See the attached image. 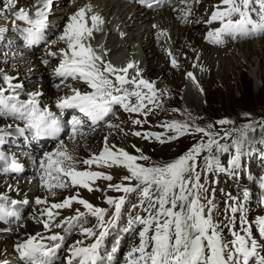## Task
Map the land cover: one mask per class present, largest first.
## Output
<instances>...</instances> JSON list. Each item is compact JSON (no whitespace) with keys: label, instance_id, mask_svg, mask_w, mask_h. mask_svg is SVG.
<instances>
[{"label":"snow or ice","instance_id":"6c2138e0","mask_svg":"<svg viewBox=\"0 0 264 264\" xmlns=\"http://www.w3.org/2000/svg\"><path fill=\"white\" fill-rule=\"evenodd\" d=\"M18 3L19 0H0V15L10 12L15 19L25 21L29 27L23 29V32L28 43L42 40L51 0H40L42 6H35L34 16L29 10L20 8ZM254 4L259 5V20L252 18V13L257 11ZM147 7L151 8L152 4L147 3ZM188 15L190 11L185 13V18ZM213 22H219L220 27L208 31L206 39L217 45L225 42L226 35L235 37L264 33V0H221L207 21L209 24ZM104 23L99 14L92 12L90 5L78 8L68 16L67 24L58 37V41L63 42L65 47L60 48L58 53H48L50 56H60L53 72L61 79V84L67 87L69 85L66 81L71 79L89 89L81 91L78 87H72V94L61 97L56 107L61 110L77 109L90 122L93 130L101 121L107 122L106 118L114 115V106L145 116L151 111L148 105L159 106L153 82L142 78L139 69H136L134 76L129 77V69L136 68L133 62L117 68L93 48L91 41L94 33L101 31ZM58 41L54 40L52 43ZM43 62L49 63L48 60ZM171 63L173 67L177 66L175 58H172ZM187 77L199 87L193 73L188 72ZM12 79L3 75L7 88L0 87V116L25 120L26 127L36 137L57 136L62 131L61 121L54 113L40 106L37 97L41 93H30L29 100L21 101L17 89L23 86L13 84ZM145 122L133 121L138 125ZM68 123L71 126L70 139H75L77 134H84L83 119L73 117ZM216 123L228 125L234 122L220 119ZM261 123L264 126V121ZM109 127L117 126L109 124ZM161 127L172 135L165 137L163 133L154 132H134L133 135L145 140L154 139L161 144L184 136H191L194 142L171 161L142 163L149 162L151 158L141 149L133 145L134 152L130 153L110 144L107 137L104 138L99 153L77 161L61 140L55 151L45 153L39 161L41 186L53 195V189L68 187L86 189L89 192L104 191L96 185L98 180L110 182L106 186L107 190L120 193L118 196L105 197L104 202L109 208L96 206L80 197L77 192L42 210V215L47 216L43 226L48 231H51L52 223L59 215V212H53L54 209L70 208L73 203H78L86 210L81 212L77 209L75 215L55 224L56 227L67 224L68 229L79 224L80 234L93 241L85 244L83 239L77 240L70 246L67 264H102L105 259L101 255L104 240L119 226L122 210L129 202V196L134 194L138 198L136 203L131 204L135 214L129 215L127 225L121 231L134 233L138 242L124 256L125 264H250V261L252 264H264V255L259 251L264 248V216L250 220L239 197L230 196L229 200L236 201L235 206L229 205L231 213L239 214V220L237 222V217L231 215L226 225L218 224L214 220L216 205L207 183L203 182L213 173H234L240 166L244 145L248 142V132L254 131L252 124L220 131L211 123L201 127L173 120ZM17 131L22 134L25 129L17 128ZM236 134L237 138L231 139L230 143L222 142ZM5 135L8 133L0 128V142H3ZM225 153L229 154L227 166L220 160V155ZM77 164L81 167H77ZM93 165L99 169L122 168L125 174L119 178L118 183H111L114 176L107 171L93 170ZM2 171L19 172L22 171V166L14 159ZM260 186L264 188V177L260 178ZM248 197L249 193L245 190L244 200ZM7 202V196H0V220L15 214ZM17 203L18 201H11L12 205ZM22 203L27 204L28 201ZM35 203L48 205V200L37 197ZM89 216L95 218L96 224L93 227H83L81 222L87 223ZM224 228L230 233V239L225 238ZM45 241L53 243L49 245ZM63 241L64 236L59 233L47 237L37 233L18 242L15 250L25 264H50V258ZM119 244L118 238L111 253L107 254L108 261L113 259ZM2 264H7V261Z\"/></svg>","mask_w":264,"mask_h":264},{"label":"rangeland","instance_id":"374dc122","mask_svg":"<svg viewBox=\"0 0 264 264\" xmlns=\"http://www.w3.org/2000/svg\"><path fill=\"white\" fill-rule=\"evenodd\" d=\"M69 1L70 0H65L64 5L66 7L69 5L71 6ZM84 1L86 2V0H84ZM211 1H213V0H211ZM215 1H217V0H215ZM95 2H96V0H93L91 2V6L93 3L95 4ZM196 3L197 2L195 1L194 6L196 5ZM30 5H31V3L29 2V0H25L22 7H30ZM194 6H191V7L186 6L187 7L186 10H183V9H180V10H182V13L190 11V14H191L192 10L194 9ZM78 7L80 8L81 6L79 4L72 5L71 6L72 9L70 10V12L71 11L72 12L69 13L67 15V17H65V18L62 17V15L59 13H56L57 15L54 13L55 15H53V17H51V18H54L53 20L56 19L58 21V22L57 21L55 22V27L53 26V28L55 29V31L57 33L63 32V29H64L65 25L67 24L68 16H70L72 13H74L76 11L75 9H78ZM96 7H97V5H96ZM95 9L98 10L97 8H95ZM147 10H149V9H147ZM150 12H153V11H150ZM163 12H166V11L164 10ZM176 12H177V9L171 13L175 14ZM166 13H168V11ZM171 13L169 12V14H171ZM160 16L164 17V13H162ZM174 16L176 18H184L185 19V17L180 13L175 14ZM167 19H169V17ZM183 20H182V23H184ZM201 20H203V17H199L198 21H201ZM162 22H164V21H162ZM167 22L168 21L164 22L165 26H166ZM51 25H53V24H51ZM141 25H142V22H138V25L134 26V31H132V32H134L135 35H137L139 33L137 28H139ZM50 28L52 30L51 26H50ZM143 30H144V28H142L140 30V32H142ZM202 30L200 32H202ZM172 32H173V30H172ZM200 32L199 33L196 32L199 39L202 38V36L200 35ZM112 34H113V36L110 35V37H112L113 43L116 44V43L120 42L119 44L122 45V49L123 48L127 49V51H125V52L121 51L122 49L119 50L120 52L119 51L118 52L113 51L112 55L115 53L116 54L111 58V63L113 64V60L115 58L121 59L119 64L117 66H115L117 68H120V67L126 66L129 62H133L136 65V68H134V69L135 70L139 69L141 74L143 75L142 77L145 78L146 64H144L143 67H140L142 59L141 58H140V60L138 59L139 58L138 57L139 51H140V53L142 51L141 47H140L141 40L136 41L135 38L130 37V40L128 38L126 41L124 38H122L123 40L119 41L117 39L118 38L117 37L118 36L117 31L113 32ZM171 35H172V33H171ZM169 37H171V36H169ZM144 39H146V36L144 37ZM50 40L53 41V38L46 40L43 43V44H45L43 46L48 47L50 45L49 44ZM56 40H58V39H56ZM171 40H172V37H171ZM258 41H261V43H262L261 45L264 46V39L248 41L246 43H249V42L254 43L255 45L254 44L253 45L255 47V46L259 45V44H257ZM57 43L60 45L64 44V43H61L60 41H58ZM241 43H244V42H241ZM241 43H238L236 45H241ZM198 46L199 45H197V47ZM235 46H231V47L224 49V50L213 48L217 51L224 52V54L226 55V58L229 61V65L226 68V75L216 72L217 68L212 72L211 69L208 68V66H205L206 72L204 73L205 75L203 77V83L202 84H200V81L197 79V76L195 73L196 69L198 67V56H197V51H195V48L191 49V52L194 54V61L191 65L190 69H186L185 66L182 64V61H184L187 58V54L181 55L182 61H179V57L174 56V58L176 59V61L178 63V67L172 68L170 66V68H172L173 70H175L177 72H179L180 70H184V75H182L179 79L181 82L180 84L182 86L181 90L177 91L175 89H172L171 86H169L167 83H164V86H159V88L157 86L155 89H156V94H157V98H158L157 103L159 106H157V104H153L151 106H148V108H150V109L152 108L151 109L152 111H149L146 116L143 114L125 112V113H122L121 115H119L118 117L114 118L115 119L114 121L109 122L112 125H115L116 122H119V124H122L125 126L124 127L125 129L121 130V134L127 139V141L121 142L122 148L129 149V147L133 148L132 146L135 145L136 148L141 149L145 155H148L151 158V160L149 162H142V163H152V162L163 163V162L171 161L172 159L176 158L177 156H179L180 154L185 152L191 146V144L194 142L191 136H184V137H181L177 140H173V141L161 144L154 139H151V140L142 139L141 137L133 135V133L135 131L139 130L141 133L154 132V133H163L165 135L167 133V136H170V135H172V133L168 132L167 129L161 127V125L165 124L167 122L173 121V120L180 121V122H187L189 124H194V125H199L201 127H205L206 124L208 122H210L212 119H214L216 121H218L220 119H229V120L235 122L236 126L230 128L231 124L219 125L220 129H217V130L221 131L225 128L226 129H229V128L230 129H233V128L238 129L245 124L251 123L253 128H254V131L250 130L248 132V142L244 145V149H243L244 155L246 153V150H251L252 146L255 143H257L256 140H258V137L263 135V132H264V126H262V123H261L262 121H264V53H263L264 49H260V52H262L260 54V58L257 61V63H255V65L252 66L251 63H247L246 61L244 63L238 62L239 57L236 56V52L234 49ZM25 47H27V46H25ZM173 47L174 46L170 47V42H169V48L172 49ZM208 47H210V46H208ZM108 49L109 48H106V50H108ZM26 50H28V47H27V49L26 48L21 49L19 52L23 53ZM176 50H177V48H176ZM137 52H138V54H137ZM159 53H160V56L156 55L155 63H158V65L161 64L163 66H167L168 59L167 58L164 59L161 51H159ZM169 53H171V51L169 52V50H168L166 52V54H167L166 57H168ZM4 54H5V51L0 52V61L2 60L3 57H5ZM34 54H35V52L32 53L31 56ZM224 54H222V55H224ZM108 59L109 58H106L105 60L107 61ZM26 61H30V60L27 59ZM48 68L51 70L53 77H54V72H53L54 67L51 65H48ZM179 68H180V70H179ZM6 71L10 72L11 69L9 68ZM188 72H191L194 74V76L196 77V81H198L199 87L197 86L196 83H194L190 78L187 77ZM128 74H129V72H128ZM149 74H152V72H149ZM47 76H48L47 73H46V75H45V73H43V74L40 73V75H36L37 81L32 80V82H30L27 85H31V84L36 83V87L35 86L34 87L35 88L39 87L38 90H40V89H42V85H43L42 82L45 81ZM55 79H56V81L58 80L57 82H55V84L53 83V85L56 86L55 92L66 91L67 92L66 95H68L70 93L69 91H71L72 87H78L76 84H72L70 82H66V84L69 85L66 87L64 84H61V80L59 78L55 77ZM57 85H60V86L57 87ZM248 86L251 89L252 95H250L249 99H247V100L246 99L244 101L239 100L243 96V90L246 91ZM201 89H202V91H201ZM145 91H147V90L145 89ZM53 97H55V95L52 94V99L50 98V101L52 103L55 100ZM207 98H209L208 104L206 101ZM245 106H248L246 108H250L252 110V112L245 114V115H242V116H240V115L238 116L237 111L240 109L244 110ZM193 117L195 118V120H192ZM196 119H197V121H196ZM134 120H142V121H146V122L138 125V124L133 123ZM101 128L96 131V132H98V138L97 139H100L101 141H99V140L96 141L97 145L94 148H91L90 152L88 153L89 155H87L89 157L91 156V153H98L100 151V148L103 147L102 146L103 145V139L106 136L105 135L106 131L104 129L107 128V125H104ZM128 128H129V130H127ZM112 129H115V127H113ZM237 135L238 134L234 135L228 141H222V142L230 143L231 139L237 138ZM129 140H132V141L130 142ZM244 155H242L241 158ZM228 156H229V154H226L225 161L222 162V164L225 166H227L226 159L228 158ZM220 160L222 161L221 157H220ZM115 172H116V175H118V179H117L118 181H119V178L125 174V171L123 172V174H122V172H120L118 170H116ZM220 178H221V173H213V174L207 176L206 180L203 181V182H206L208 185L211 198H212V194L215 191H218V190L219 191L220 190L228 191V190H230L229 186H231V183L228 187H225V184L222 182V179L220 180ZM48 194H50V193L48 192ZM221 199H222V194H221ZM30 222H31V224H30L31 226H35V223L33 221H29V223ZM251 264H252V262H251Z\"/></svg>","mask_w":264,"mask_h":264},{"label":"bare ground","instance_id":"6f19581e","mask_svg":"<svg viewBox=\"0 0 264 264\" xmlns=\"http://www.w3.org/2000/svg\"><path fill=\"white\" fill-rule=\"evenodd\" d=\"M24 1L25 0H19L18 6L22 7ZM34 1L35 0H29V2L31 4H33ZM64 1L65 0H58V2L54 4V8H55L54 13H59L62 15V17L65 18V17H67V15L69 13L72 12V11L70 12V10L72 8L70 5L65 7ZM97 1L98 0H96L95 4L93 3L91 6L92 12L97 13L101 16H104L109 20L115 19L116 24H119V22H121L122 23L121 24L122 29H124V26H127V24L134 22L132 27H129V26L127 27V30L131 32V35H132L131 38L132 37L135 38L136 41L141 40L140 47H141L142 51H141V53L139 51V54L137 52V54L139 55L138 59L139 60H140V58L142 59L140 67H143L144 64H146V71H145L146 75H145V78L144 77H142V78L147 79L150 82H153L155 88L157 86H158V88H159V86H164V83H167L169 86H171L172 89H175L177 91L181 90L182 86L180 84L181 82L179 79L182 75H184V70H180V68H179V70H180L179 72L173 70L172 68H170V62H171L172 58H174V56L179 57V61H182L181 55L187 54V58L184 61H182V64L185 66L186 69H190L191 65L194 61V54L191 52V49H193V48H195V51H197V56H198V67H197L195 73H196L197 79L200 81V84L203 83V77L205 75L204 73L206 72L205 66H208V68L211 69L212 72L217 68L216 72L226 75V68L229 65V61L226 58V55L224 54V52L217 51L211 47H208L203 42L202 38L199 39V37L196 33V32L199 33L203 29V26L205 25V21L207 20V17H206L205 20L198 21L199 17H203V10L205 9V6L211 5L213 3V1H215V0H213V1H211V0H196L197 3L195 6L193 5L194 9L192 10V13L190 15H188L187 18H185V19L184 18H176L174 15L180 13L185 17L186 12L182 13V10L177 9V12L175 14H173L171 12H173L176 9H173L172 7L170 8V10H167L168 8L166 7L163 10H157L154 12H150L149 10H147V8L145 6L137 5L134 8L128 9L127 10L128 12H127V11H125L126 9H123L125 7L123 4H114L113 0H105V1H108L105 7H101L97 3ZM96 5H97V7H96ZM189 7H191V6H189ZM95 8H97L98 10H96ZM186 8H187L186 6L183 7V10H186ZM75 10H77V9H75ZM115 10H117V11H115ZM164 10L166 12L168 11V13L163 12ZM169 12L171 14H169ZM162 13H164V17L160 16ZM194 13H195V15H194ZM168 17H169V19H167ZM182 20L184 21V23H182ZM162 21H164V22L168 21L166 23V26H165L164 22H162ZM138 22H142V25L139 28H137L139 33L137 35H135L134 32H132V31H134V26L138 25ZM154 25L157 26L156 29L154 28ZM50 26L53 28V26L55 27V24L50 25ZM107 28H110V26H108ZM142 28H144V30L142 32H140V30ZM172 30H173V32H172ZM170 32L172 33V35ZM168 34H170L172 36V40L174 41V45H173L174 47L172 49L169 48V42L168 41H166V44L164 42V40L167 39ZM110 35L113 36L112 33ZM110 35H109V40H108V42L110 43L109 45L113 48V51L118 52L120 49H122V45L119 44L120 42L116 43V44L113 43V39H112V37H110ZM117 35H118L117 39L119 41L123 40L122 38L119 37L118 31H117ZM145 36H146V39H144ZM128 38L130 40V36H128L124 39L127 41ZM55 41H58V40L55 39ZM61 43H63V42H61ZM253 44L254 43H251V42H249V43L244 42V43H241V45L235 46L234 49L236 52V56L239 57V59H238L239 63H244L246 61L247 63H251L252 66H254L255 63H257V61L260 58V54L262 53V52H260V49H264V46L261 45L262 44L261 41H258L257 44H259V45L255 46V47H254L255 44L254 45ZM197 45H199V46L197 47ZM63 46H65V45L63 44ZM110 46H108L107 48H109ZM44 48H46V46H44ZM176 48H177V50H176ZM23 49H25V48H23ZM160 50L163 52L164 59L166 58V55H167L166 52L168 50H170L173 54V56L168 57L167 66H163L161 64L158 65V63H155L156 55L160 56V53H159ZM21 54H22V52H17L14 56H11L9 58L3 57L2 60L0 61V70L6 71L10 68L11 71L8 73L12 77L16 78V82L19 84H29L30 82H32L33 76L31 78L25 77L28 74H34V76H36V75H40V73H42V74L45 73V75L47 73L48 76L46 77L45 81L42 82L43 85H42V89H40V91L46 92V96L48 97V101H50V98L52 99V94L55 95V97H53L55 100L52 103V105L54 108H57V107H55L56 102L61 97L66 96L67 92L66 91L55 92L56 86H54L53 83L55 84V82H57L58 80L56 81V79L53 78V74H52L51 70L48 68V66H44V64L41 61V55H40V53H38V51H35V54L31 56L30 61H26L27 55L24 57ZM164 54H165V56H164ZM222 54H224V55H222ZM15 58H18L20 60V62L15 64L13 67L4 63L7 60L10 61V60L15 59ZM24 67H26V69H27L26 71H24L22 69ZM149 72H152V74H149ZM135 73H136L135 69H129L128 75H129V77H132L135 75ZM52 80H53V82H51ZM33 85L36 87V83L31 84L30 86L33 87ZM38 88L39 87H37L36 89H38ZM69 92L70 93L68 95H71L72 94L71 91H69ZM58 110L64 112V110H61L59 108H58ZM114 118H116V117H114ZM114 118L110 119L107 123L114 121L115 120ZM115 125L117 126V127H115V129H112L113 127H108V126H107V128L104 129L106 131L105 137L108 138V141L110 144L115 145L119 148H122L121 142L127 141V139L121 134V130H124L125 126L122 124H119V122H116ZM102 126H104V125H102ZM99 129L93 130L91 134H83V135L77 134L75 139L67 138V139H62V141L64 142L68 152L71 153L74 157H76L77 160H81L84 158V156L89 155L88 153L90 152V149L94 148L97 145V142H96L97 140L101 141L100 139H97L98 138V132H96V131ZM127 130H129V128ZM103 141H104V139H103ZM129 141L131 142L132 140H129ZM126 150L129 151L130 153L134 152V149L131 147H129V149H126ZM87 157H89V156H87ZM115 171L116 170H114V172ZM122 174H123V172H122ZM40 190H41V187L36 186L35 192L33 194L39 192ZM83 190L85 192L84 195H86L87 192H89L86 189H83ZM30 224H31V222L29 223V225ZM19 236L20 235L12 236L11 240L14 241V239L16 237H19ZM7 244H8V242H6V241L3 242L2 240H0V253H2V252L4 253V256L2 259H5L7 255L15 252L13 245L10 246ZM119 263H120V261L117 262V264H119Z\"/></svg>","mask_w":264,"mask_h":264},{"label":"trees","instance_id":"16d2710c","mask_svg":"<svg viewBox=\"0 0 264 264\" xmlns=\"http://www.w3.org/2000/svg\"><path fill=\"white\" fill-rule=\"evenodd\" d=\"M249 87V86H248ZM247 87V89H246V91H244L243 90V96L239 99V100H247V99H249V96L250 95H252V92H251V89H250V87L248 88ZM244 88V87H243ZM245 89V88H244ZM206 101H207V104H208V101H209V98H207L206 99ZM246 107H248V106H245V109L243 110V109H240V110H238L237 111V115L239 116H242V115H245V114H248V113H251L252 112V110L250 109V108H246ZM192 120H195V118L193 117L192 118ZM196 121H197V119H196ZM217 121L216 120H214V119H212L210 122H208L207 124H206V126L208 125V124H214L215 125V127H216V129H220V127H219V124H217L216 123ZM234 126H236V124H235V122L233 123V124H231L230 125V128L231 127H234ZM229 128V129H230ZM226 129V128H225ZM224 130V129H223ZM223 130H221V131H223ZM264 142V132H263V135H261L260 137H258V140H256V142ZM223 154H221V156H222ZM212 199H213V201H214V203H215V205H216V208H215V212H214V220L218 223V224H221V225H223V223L219 220V219H217L216 218V216H215V214H216V210H217V206L219 205V202H220V198H219V195L217 194V192H214L213 193V195H212ZM223 232H224V235H225V229H223Z\"/></svg>","mask_w":264,"mask_h":264}]
</instances>
